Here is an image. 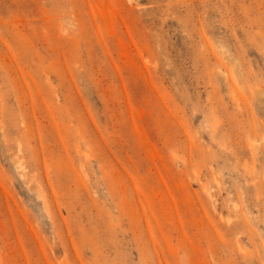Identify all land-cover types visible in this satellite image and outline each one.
Segmentation results:
<instances>
[{"label":"rangeland","instance_id":"obj_1","mask_svg":"<svg viewBox=\"0 0 264 264\" xmlns=\"http://www.w3.org/2000/svg\"><path fill=\"white\" fill-rule=\"evenodd\" d=\"M0 264H264V0H0Z\"/></svg>","mask_w":264,"mask_h":264}]
</instances>
